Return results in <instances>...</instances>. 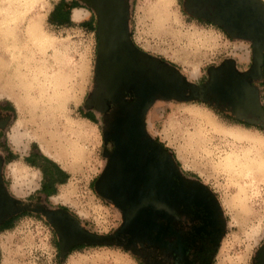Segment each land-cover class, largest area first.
Segmentation results:
<instances>
[{"label":"rangeland","instance_id":"1","mask_svg":"<svg viewBox=\"0 0 264 264\" xmlns=\"http://www.w3.org/2000/svg\"><path fill=\"white\" fill-rule=\"evenodd\" d=\"M57 5L64 10L80 8H74L80 12L77 17L74 9L70 12V26L49 23ZM82 8L79 0H0V104L10 116L0 133V151L14 157L5 171L19 194L34 191L37 203L64 207L104 234L117 225L119 216L93 189L106 161L101 125L88 105L96 38L92 18ZM130 10L137 45L188 82L203 80L208 68L228 58L238 61L240 68L248 65L246 46L190 17L183 0H130ZM255 88L264 105V77ZM217 110L203 103L158 102L149 114V133L223 205L225 233L213 264H255L256 252L264 244V170L255 167L248 179L239 165L228 167L226 158L235 154L241 162L264 158L263 147L250 148L249 142L228 134L239 130L264 138V126L241 125ZM28 155L36 163L52 162L63 173V182L54 183L48 199L40 193L41 172L24 162ZM32 222L1 238L4 264H142L110 246L85 248L61 261L48 223L40 215Z\"/></svg>","mask_w":264,"mask_h":264},{"label":"flooded vegetation","instance_id":"2","mask_svg":"<svg viewBox=\"0 0 264 264\" xmlns=\"http://www.w3.org/2000/svg\"><path fill=\"white\" fill-rule=\"evenodd\" d=\"M211 1L184 0V9L249 51L246 68L231 58L211 67L212 75L217 69L221 72L216 76L217 94L202 92L211 80L208 70L203 80L189 82L195 85L190 88L182 86L186 79L181 83L176 79L167 67L171 65L147 57L132 36L130 0H94L92 7L80 1L92 18L96 38L88 105L101 125L106 161L93 189L115 209L119 222L102 234L64 207L37 203L34 191L19 194L5 171L14 157L0 151V264H4L1 238L36 215L50 226L61 261L85 248L110 246L132 254L142 264H213L225 233L223 205L210 187L186 173L163 142L149 133V114L164 100L203 103L241 125L261 120L264 105L255 88L260 79L252 68L260 47L264 64V8L260 4L264 6V1ZM228 61L234 63L225 66ZM9 123V111L0 104V133ZM30 156L25 162L35 166ZM38 168L42 173V167ZM89 234L106 238L108 244L91 245ZM255 264H264V244L256 252Z\"/></svg>","mask_w":264,"mask_h":264},{"label":"water","instance_id":"3","mask_svg":"<svg viewBox=\"0 0 264 264\" xmlns=\"http://www.w3.org/2000/svg\"><path fill=\"white\" fill-rule=\"evenodd\" d=\"M80 1L83 2V3H85L89 7H92L93 6V3H94V0H80ZM212 1H214L216 3H220L222 0H212ZM257 1H259V0H257ZM187 3H188V1H187ZM260 4H261L262 8H264V6L262 5V3H260ZM216 24L220 25V23H218V22H216ZM262 50H263V47H260L254 53L255 62H254L253 68H252V70H254L255 72H257V75L259 76L258 77L259 79L262 78V65H263V51ZM147 57H149L150 59H153L155 61H159V59H157V58H153V57H150L148 55H147ZM230 63H234V62L233 61L232 62L231 61H228L224 65L225 66H229ZM163 64L166 65L165 63H163ZM167 67L169 69H171V71H174V76L181 83V81L183 79V76L181 75V73L178 70H176L174 67H172V66H167ZM232 69H233V67H232ZM208 72H209V74L212 73L211 68L208 69ZM220 73H221L220 72V69H217V70L214 71L213 75L211 74V80L207 83L206 87L203 88L202 92L209 91V92L215 93V94L220 93V88H219L220 83H218L219 81H218V79L216 77L217 75H220ZM182 86H188V87L192 88L195 85L192 84V83L186 82ZM167 98H169V97H167ZM260 115H261V120H259L257 122H253V123L251 121H249V123H251V124H254L255 123V125L264 126V111H263V109H262V112L260 113ZM88 238H89L88 239L89 240L88 243H90L91 245H101L103 243H107L108 244V241H106V238H101V236H98V235H91V234H89L88 235ZM64 249H65V247H63L62 251Z\"/></svg>","mask_w":264,"mask_h":264},{"label":"bare ground","instance_id":"4","mask_svg":"<svg viewBox=\"0 0 264 264\" xmlns=\"http://www.w3.org/2000/svg\"><path fill=\"white\" fill-rule=\"evenodd\" d=\"M79 13H80L79 10H75L74 11V16L75 17L79 16ZM30 26H31V30L34 31V25H30ZM3 32H4V30H3ZM228 134H231L232 138L235 139L236 141L238 140L239 142H249V145L251 144L250 148H253V147L256 148V149H259V148H262V147L264 148V138H259L258 136H256V134L254 135V134H252L250 132L249 133L248 132L247 133L246 132H241L239 130H234L233 132L228 131ZM246 150H248V149H246ZM244 152H245V150H244ZM255 155H257V154H255ZM246 156H248V155L246 154ZM242 162H244V161L242 160ZM242 162L239 160V158L236 156V154L234 156L230 155L229 158H226V165L228 167H232L233 168V166H235V164H237V166L239 165L240 166V172H242L244 174V177L248 178V179H249V177L250 178L253 177L252 174H253V170H254L255 167L258 170H261V169L264 170V158L260 157L258 160L257 159L253 160V159L247 158L246 162H244L243 164H242ZM251 162H253V164ZM238 174H239V172H238ZM253 189H254V187H253ZM256 194H260V193H256ZM250 196H251V194H250Z\"/></svg>","mask_w":264,"mask_h":264},{"label":"trees","instance_id":"5","mask_svg":"<svg viewBox=\"0 0 264 264\" xmlns=\"http://www.w3.org/2000/svg\"><path fill=\"white\" fill-rule=\"evenodd\" d=\"M78 5H72L71 9L77 8ZM184 7V5H183ZM50 24L56 26H70L71 25V13L70 10H64L60 5H57L54 10L51 12L49 19ZM86 23H82L81 26H85ZM44 160V159H43ZM45 161V160H44ZM42 171V184L41 191L47 196H50L54 193V183H62L63 180L60 179V176L63 174L62 171L54 166L52 162L45 161Z\"/></svg>","mask_w":264,"mask_h":264},{"label":"crops","instance_id":"6","mask_svg":"<svg viewBox=\"0 0 264 264\" xmlns=\"http://www.w3.org/2000/svg\"><path fill=\"white\" fill-rule=\"evenodd\" d=\"M183 5H184V0H183ZM78 9H80V8H78ZM73 10V9H72ZM72 10L70 11V12H72ZM75 10V9H74ZM71 15H72V13H71ZM2 105H5V104H2ZM29 156V155H28ZM27 158H25L24 159V162H25V160H26ZM44 162V161H43ZM26 163V165L28 166V167H30V168H34V169H38V171H40V169L38 168V166L39 167H42L41 169H42V171L44 170L43 169V164H41V163H36L35 164V166H33V165H30V164H28L27 162H25ZM41 172V171H40ZM42 174V173H41ZM43 193V192H42ZM44 194V193H43ZM46 195V194H45ZM50 197V196H49Z\"/></svg>","mask_w":264,"mask_h":264}]
</instances>
